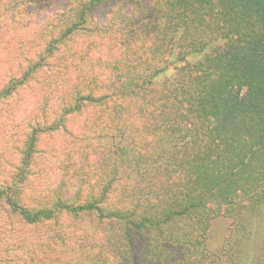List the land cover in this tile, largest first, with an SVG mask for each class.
<instances>
[{
	"label": "trees",
	"instance_id": "trees-1",
	"mask_svg": "<svg viewBox=\"0 0 264 264\" xmlns=\"http://www.w3.org/2000/svg\"><path fill=\"white\" fill-rule=\"evenodd\" d=\"M1 43L0 264H264V0H0Z\"/></svg>",
	"mask_w": 264,
	"mask_h": 264
},
{
	"label": "rangeland",
	"instance_id": "rangeland-1",
	"mask_svg": "<svg viewBox=\"0 0 264 264\" xmlns=\"http://www.w3.org/2000/svg\"><path fill=\"white\" fill-rule=\"evenodd\" d=\"M4 44V42H2ZM2 43L0 45H2ZM105 50H109L106 47L104 48ZM97 58L98 55H93V56H89L88 59L85 61V64H87L89 67H94L96 68V70L100 71V68L97 65ZM78 73V72H76ZM72 74H74V72H69L67 75H65L67 77H73ZM66 83H64V87H66ZM66 141H71L70 137L66 136L64 138ZM56 169V170H55ZM53 169V173L51 174H58L59 170L57 168ZM229 224V220H227L226 218H217L214 219L209 226L208 229V233H207V248L210 249L211 251H217L218 250V246L222 241L223 238V234L227 233V227ZM48 249L46 248V246L42 245V248L40 249V251H47Z\"/></svg>",
	"mask_w": 264,
	"mask_h": 264
}]
</instances>
